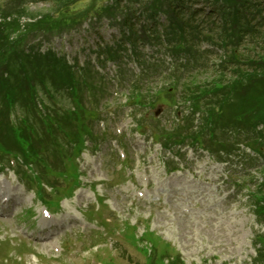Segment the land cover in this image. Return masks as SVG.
Segmentation results:
<instances>
[{"label":"rangeland","instance_id":"1","mask_svg":"<svg viewBox=\"0 0 264 264\" xmlns=\"http://www.w3.org/2000/svg\"><path fill=\"white\" fill-rule=\"evenodd\" d=\"M102 2L110 4L111 1ZM93 4V0L76 4L74 14L79 22L73 28L63 32L35 30L23 35L24 40L20 41V48H29L37 60L39 55L51 49L57 57H64L70 67L74 65L88 71L92 81L97 71L99 77H107L110 83H107L106 91L98 88L93 98L84 89L78 95L77 89L74 90L78 86L73 88L72 79L68 77L67 81L66 76H62L60 83L51 80L50 89L60 90L53 95H47L42 85L37 87L38 100L32 102L37 105L43 102L49 108L52 105L54 110L49 112L58 111V116L64 109L65 113L71 110L73 116L65 125L69 127L67 134L79 143L86 142L85 148L76 159H67L65 156L69 155L70 147L61 134H55L59 139L58 151H55L52 139L47 140L50 132L45 130V125L44 129L34 126L33 132L39 138L35 141V171L44 175V183L48 184L42 199L53 213L48 222L55 225L53 231L59 229L56 226H63L62 232L58 231L52 240L60 253H51L40 242L30 244L21 240L14 230L16 227L22 229L25 222L34 224L35 230L44 225L40 214L43 205L35 197V211L15 212L16 217L11 216L8 221L0 219V253L3 250V256L6 255L8 260L2 262L1 256L0 264H264V215L255 209L252 196L253 189L264 179V159L261 155L252 162L247 160V157L257 158L250 146L251 137L247 139L249 134L240 132L239 144L230 155L216 151L215 146L230 150L231 144L236 142L232 135L241 128L240 123H235L234 130L233 120L228 119L231 118L229 110H225L222 116L228 125L219 129L213 151L209 153L196 145L175 146L165 151L153 143L151 134L161 130L171 138L178 133L182 139L189 135L188 131H171L176 116L181 117L180 112L187 109L181 91L191 83L190 70L173 75L169 74L170 70H164L155 77L142 78L137 83L138 91H134L133 76L140 73L137 59L143 65L145 61L160 59L165 68L170 62L179 65L182 61L162 54L163 50L158 51L157 45L148 43V34L144 30L151 23H146V16L132 7L127 8L123 3L122 12L117 11L113 19H97L93 17L95 12L87 14ZM8 6L9 11L12 10L15 1L0 0V14L7 12ZM25 7L29 17L24 16L20 25L31 18L34 21L41 19L51 3L49 0H28ZM168 18L164 11L158 15L156 23L166 24ZM125 20L126 25H134L132 33L139 38L136 46L127 42L131 37L128 29L121 28ZM123 42L125 44L120 45ZM106 45L125 49L121 51L120 62L114 64L99 56V50H104ZM205 47L213 52L212 47L201 45V49ZM211 53L208 56L210 65L194 71V74L198 73L197 83L204 82L205 77L212 78L214 69L211 65L218 64L221 51L215 49ZM101 61H104L103 65ZM45 63L50 65L51 60L46 59ZM24 77L29 83L41 78L36 71ZM229 78L228 75L226 80ZM134 92L143 96V107L131 102L135 101ZM160 92L161 96L157 98ZM73 96H76L75 100ZM53 101L59 106H54ZM4 115L0 104V119ZM200 121L192 123V131H200L201 140L205 141L203 147H207L209 127L204 128ZM139 122L140 126H137ZM2 123L0 121V142L17 148L15 136ZM31 123L33 118L30 116L28 124ZM263 127L258 126L257 130L262 131ZM41 147L47 151L43 157L39 152ZM2 172L6 187L9 188L7 184L12 182L17 188V179L6 170ZM71 176L78 177L76 185ZM30 196L24 195L23 208L31 206L27 201ZM121 223L135 227L133 231H125L126 239L115 235ZM101 224L106 228V238L102 232L91 230ZM130 233L137 237L143 234L147 244L145 241L140 243L142 251L129 242L127 236ZM50 234L47 231V235ZM31 248L37 254L35 260L29 256ZM155 253L158 258L154 263L146 261V254L152 258Z\"/></svg>","mask_w":264,"mask_h":264},{"label":"trees","instance_id":"2","mask_svg":"<svg viewBox=\"0 0 264 264\" xmlns=\"http://www.w3.org/2000/svg\"><path fill=\"white\" fill-rule=\"evenodd\" d=\"M49 1L51 7L47 14L27 25V30L63 32L77 25L79 18L74 14V7L85 0ZM102 1L93 0L94 4L87 14L95 12L96 15L93 17L97 19H113L117 11L122 12L124 7L122 4L125 3L127 8L139 10L142 15L152 20L165 10L169 15L167 31L169 35L165 36L166 43L174 54L188 50L204 39L220 45L226 52L222 70L231 67L230 71L234 78L227 83L214 80L212 85L191 88L187 97L192 102V108L201 110L203 101L207 100V103L202 105L206 108L204 112L210 122L217 127L224 122L222 114L225 110H229L234 120L246 126L264 123V0H105L111 1L110 4H104ZM200 3L204 5L203 7L212 6L210 7L212 11L204 14L202 18L197 17L201 10L192 8L193 4ZM22 5L24 0L17 2L15 10L7 13L15 15L16 18L10 23H4L3 29L0 26V97L6 101L4 111L9 105L31 101L32 96L29 98V93L35 91L36 94L38 86L47 87L51 92L52 89L49 87L51 80L56 79V83H60L62 76H66L67 81L70 77L68 65L64 60L56 59L53 53L39 55L37 60L25 51L15 50L10 46L7 37L19 29L18 17L24 14ZM209 17H214V21ZM206 18L209 19L210 25L204 26ZM194 22L197 24L194 25ZM152 28L155 29L154 26ZM152 32L156 34L153 40L161 44L158 32L156 30ZM244 45H248L249 48H244ZM107 54L112 57L111 49L107 50ZM46 59L51 60L50 65L45 63ZM34 71L41 78L38 82L31 80L29 83L24 76ZM3 73L7 74L6 78L3 77ZM57 118L52 121L62 125L61 121L66 117ZM259 197H262L264 203V189L259 191ZM261 211L264 212V208Z\"/></svg>","mask_w":264,"mask_h":264}]
</instances>
